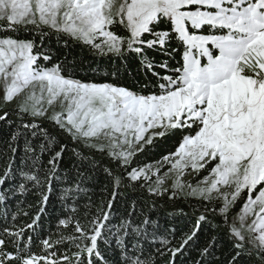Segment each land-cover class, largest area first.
<instances>
[{
  "label": "snow or ice",
  "instance_id": "obj_1",
  "mask_svg": "<svg viewBox=\"0 0 264 264\" xmlns=\"http://www.w3.org/2000/svg\"><path fill=\"white\" fill-rule=\"evenodd\" d=\"M0 124V264H264V0H0Z\"/></svg>",
  "mask_w": 264,
  "mask_h": 264
},
{
  "label": "trees",
  "instance_id": "obj_2",
  "mask_svg": "<svg viewBox=\"0 0 264 264\" xmlns=\"http://www.w3.org/2000/svg\"><path fill=\"white\" fill-rule=\"evenodd\" d=\"M76 51L80 52L81 58L84 57V55H85L84 52H81L80 49H78V48L76 49ZM96 59H98V57ZM86 63H87V61H86ZM44 125L45 126H50L49 122L44 123ZM6 131H7V127L5 125H3V124H0V135H3ZM153 152H156V150L154 149ZM97 158L99 160V156L98 155H97ZM156 158L158 159L159 157L157 156ZM76 159L77 158L72 155L71 147H70L69 151H68V154L65 156V161L69 163V167H70L71 162L76 161ZM140 159L145 161V162H147V163H153V164L155 163L154 160L148 159L147 157L141 156ZM100 162L103 163L102 160ZM90 183L92 184L91 191L93 193V199L94 200L99 202L101 199L106 197V193L104 192V188H105V185H106L107 182L103 179V173L102 172L97 173L95 175V179L92 180ZM160 199H161V203L163 204V199L164 198H160ZM28 200H29V202H33V198L31 196L28 197ZM180 206L181 207H185V211H187V207L185 205L181 204ZM172 207H173V205L171 203H169L168 204V208L171 209ZM159 215L166 216L167 213H164L163 211H160ZM176 226L179 227V228H183L184 227V222L180 221ZM46 227H47V225H46Z\"/></svg>",
  "mask_w": 264,
  "mask_h": 264
},
{
  "label": "rangeland",
  "instance_id": "obj_3",
  "mask_svg": "<svg viewBox=\"0 0 264 264\" xmlns=\"http://www.w3.org/2000/svg\"><path fill=\"white\" fill-rule=\"evenodd\" d=\"M101 59H103V58H101V57H98V59L97 60H101ZM46 122H48L47 120H44V122L43 123H46ZM98 155V154H97ZM99 156V155H98ZM187 179H189V180H191L192 179V177H188ZM168 183H171V180H169L168 181ZM184 205V204H183Z\"/></svg>",
  "mask_w": 264,
  "mask_h": 264
}]
</instances>
